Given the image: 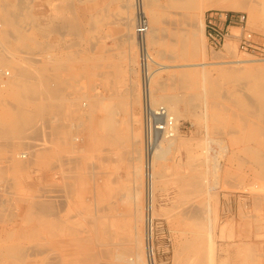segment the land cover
Here are the masks:
<instances>
[{
	"label": "rangeland",
	"instance_id": "374dc122",
	"mask_svg": "<svg viewBox=\"0 0 264 264\" xmlns=\"http://www.w3.org/2000/svg\"><path fill=\"white\" fill-rule=\"evenodd\" d=\"M124 1L0 0V31L9 32L5 39L14 44L7 41L10 43L8 44L5 39L0 38V70H10L12 75L15 74L12 68L6 66V64L10 65L9 61H13L14 58H11L14 56L17 65L23 68L27 65L28 68L25 69L28 71L30 69L29 72L45 67L48 60L44 59L56 56L65 62V71L67 68L68 74L62 76L65 80L69 78L70 80L67 81L73 85L72 88L68 86L69 89H66L69 93L65 91L68 99L77 101L73 104L78 107L68 114V117L71 116L70 122L66 124L67 127L65 126L66 134L71 137L73 146H66L67 148L62 150L59 143L54 142L56 141L54 138H58L57 132L52 134L55 127L51 133L52 126L47 125L49 123L47 113L35 111L42 97L31 96L32 100H30L28 98H31V94H25V99L22 94L20 95V88H27L24 85L27 81L22 80L17 89L16 87L2 89L0 86V132L6 129L11 133V137L9 131H5L8 134L0 133V139L2 138L0 140L2 166H0V264H93L87 257L88 254L91 256L96 251L98 254L104 252L107 255L105 251L109 252L108 250L118 254V248L127 249L133 245L135 235H139L141 245L145 244L144 216L147 212L139 50L134 44L137 55L135 62L132 63L129 60V53L133 45L126 40L128 30L124 27L127 19H134L131 34L135 37L136 10L131 8V5L133 2L132 7H135L136 0ZM255 1L260 12V21L257 25L251 23L248 12H236L246 13L249 18V29L264 39V8L262 9L264 0ZM155 2L158 6L156 10L161 18V26L155 43L149 44L151 56L156 63L154 67L156 76L153 80L154 103L161 106L164 94L181 98L178 105L183 117L180 119V134L186 141L192 142V146L183 148L180 154L172 150L164 162L166 168L160 175H163L162 178L158 176L153 218L155 264H192L199 261L202 264H264V169L261 170V167L256 165L255 158L248 157L243 152L235 155V152L238 153L235 128L241 127V124L236 122L235 113L242 112L235 107V100L240 99L238 95L241 93L246 95L250 93L238 87L243 80L235 78V73L222 75L220 71L223 68L229 70L230 65V69L235 68V63H227V61L253 59L258 62L260 58L242 54L239 50L236 56L228 54L227 44L238 46L235 39L228 40L221 51L212 50L205 35V17L211 10H207L202 15L192 7H172L167 4V0H155ZM66 4H72L73 8L71 5L70 10ZM17 8L18 14L23 16H17L18 14L15 13ZM13 12L18 17L15 20L18 22L16 27L18 32L31 37L27 42L28 49L25 46L19 47L17 55L13 39L16 33ZM32 19L35 24L32 23ZM69 19L73 20V23ZM64 22L66 27L72 23V29L76 26L78 28L71 29L72 31L68 29L69 27L66 29L63 27ZM49 23L57 27L53 33L46 34L45 29ZM53 27L52 30L55 29ZM237 34L238 32L235 31L234 35ZM192 39L196 41L191 44ZM133 43H136V40ZM47 44L54 49L49 50ZM8 51L12 52L11 57L7 54ZM33 52L35 54L31 55ZM6 54L9 57L5 56ZM32 56L34 57L32 61L31 58L28 60ZM223 56L227 57L224 59L226 63L222 59H215ZM24 58L32 65L34 62L37 66V61L42 65L39 64L40 66L35 68L27 60L26 63ZM3 60H6L5 64ZM66 62L71 65H66ZM159 67L166 68L160 70ZM248 73L259 76V80L264 81V64L255 63ZM1 80L0 77V85L3 82ZM209 81H212L214 86H210ZM131 82L136 84L139 94L140 103L136 104L135 112L141 122L131 123L129 128L132 131L136 129L135 133L139 135L138 141L142 142L137 148L139 154L131 153L128 144L123 141L122 144L114 143L115 145L113 142L109 145L111 141H103L94 123L100 121L103 114L86 112L85 108H80L86 103L90 105L88 102L91 100L90 97L96 96L98 92L107 98L113 94L119 95L124 104L126 89L128 90ZM157 83L165 87L162 92L158 89ZM69 94L72 96L70 97ZM8 101L17 108L16 106L12 108ZM110 102L111 100L108 103ZM191 106L196 109H192ZM14 108L16 110H13ZM42 113L47 117H41ZM40 119L42 121L40 123L44 122L46 126L44 123H37ZM118 119L119 130L122 131L120 134L123 133L124 136L128 132V126L122 122L131 120V117L125 113L122 116L121 112ZM254 120V126L255 124L262 126L256 119L252 122ZM92 122L95 126L91 125ZM33 125L36 129L40 126L43 128L42 131L40 128L37 133V130H33ZM19 126L24 130L29 129L31 134L28 136L30 132L24 131ZM252 128L253 125L250 131ZM22 132H26L24 134L27 135L24 136V140L20 137ZM42 134L45 138H42ZM16 136H18L17 140L13 139ZM50 136L52 141L47 142ZM263 136H260L255 144L263 141ZM261 152L264 155V149H261ZM24 153H30L27 159L31 160L29 163L19 158ZM62 158L74 162L72 166L70 164L64 166V169L71 167L70 169L74 171H72L74 179H66L73 188L67 194L63 188L65 183L62 182L63 174L61 176ZM135 158L140 160L134 161ZM238 158L244 159V164L245 160L247 163L240 166ZM19 159L25 163L22 165L24 170H20L17 165L18 162L22 163ZM3 167L6 168L5 171ZM138 169L141 175H137ZM159 169L157 165V172ZM191 175L200 179L203 184L201 189L192 190V186L188 185L189 181L186 179ZM261 191L263 192L258 195ZM33 201L41 203L49 201L54 207V212L52 211L51 216L39 217L41 220L38 216L29 219L26 210ZM138 210L139 219L136 221L134 215ZM68 216L70 220L73 218L72 223L66 222L65 225L63 223L69 219ZM94 216L98 217L94 219ZM53 221L55 227L57 223L59 224V230L55 227H53L55 230H50L48 224ZM66 226H71V229ZM60 227L62 230L64 228V231L61 232ZM70 230L74 233L71 234ZM104 232L107 234L104 235ZM105 257L100 258L101 264L108 263L109 258Z\"/></svg>",
	"mask_w": 264,
	"mask_h": 264
},
{
	"label": "bare ground",
	"instance_id": "6f19581e",
	"mask_svg": "<svg viewBox=\"0 0 264 264\" xmlns=\"http://www.w3.org/2000/svg\"><path fill=\"white\" fill-rule=\"evenodd\" d=\"M6 1V0H5ZM24 1V0H23ZM29 1V0H28ZM126 1V0H125ZM124 1V2H125ZM132 1V0H131ZM135 1V0H134ZM158 1V0H157ZM68 2V1H67ZM128 2V1H127ZM22 3V2H21ZM26 3V2H25ZM170 4L172 7L173 6H176V7H192V8H195L196 10H198L202 15L207 11V10H218V11H223V12H236V11H246L249 13L250 15V21L251 23H253L254 25H257L260 21V12L258 10V7H257V2L255 0H167V4ZM135 4V7L133 5V2H132V5H131V8H134L136 10V20H135V23H136V26H135V29L137 27V23H138V17H139V11H141L142 13L145 14L146 18L148 19V22H149V25H150V29H149V32L148 34L146 35L145 37V41H146V44L149 48V44H153L155 43L156 41V38H157V35L159 34V29H160V26H161V18L159 16V13H157V10H156V7H158L155 2V0H136V2L134 3ZM168 4V5H169ZM32 5H33V2H32ZM72 4H66V6L70 7ZM130 6V4H129ZM128 6V8L130 9V7ZM263 6V5H262ZM29 7V6H28ZM33 7V6H32ZM56 7V6H55ZM63 7V6H62ZM67 7V8H68ZM73 8V5L71 6ZM71 7H70V10H71ZM127 7V5H126ZM22 8V7H21ZM25 8V6H24ZM30 8V7H29ZM59 8V7H58ZM66 8V7H65ZM264 7H262L263 9ZM26 9V8H25ZM7 10V9H6ZM20 10V9H19ZM68 11H70L69 9H67ZM63 11V10H62ZM264 11V9H263ZM67 12V11H66ZM18 14V8H17V11L15 12ZM20 13V12H19ZM61 13V12H60ZM14 14V12H13ZM12 13L10 14V16L13 15ZM67 15V13H66ZM18 17L19 16H23L21 14H18L17 15ZM16 17V14H14L12 16L13 20H17ZM64 18V17H63ZM31 19V17H30ZM34 19V18H33ZM32 19V20H33ZM72 19V18H71ZM126 19V18H125ZM19 20V19H18ZM31 20V21H32ZM36 20V19H35ZM53 20V19H52ZM150 20V21H149ZM56 21V20H55ZM69 21H73V20H70ZM133 21L134 19L132 18H129L127 19V21L125 22L124 24V27L128 30V33L126 35V40L130 42V44L132 43V48H131V51L129 53V60L134 63L136 58L135 56L137 55V52H136V47L134 46L137 45L138 47V39H137V36H136V30H135V37L133 34H131V29L133 27ZM10 22V20H9ZM67 22V21H66ZM32 23H34V20L32 21ZM68 23V22H67ZM73 23V22H72ZM72 23H70V25H68L67 27H69L68 29H72ZM17 24L18 22H14V29H16L17 27ZM35 24V23H34ZM33 24V27H35V25ZM54 24V22H53ZM64 26L63 27H66L65 26V22L63 23ZM2 25V24H1ZM31 25V24H29ZM55 25V24H54ZM52 25V23H49L47 24V27L45 29V33L48 34V33H53V31L56 30V27ZM75 25V24H74ZM38 27V25H36ZM54 26V27H53ZM76 26V25H75ZM74 26V28H75ZM21 27V26H20ZM52 27L54 30H52ZM66 27V29H67ZM76 28H78L76 26ZM75 28V29H76ZM25 29V28H24ZM35 29V28H34ZM40 29V28H39ZM44 29V28H43ZM51 29V31L49 32V30ZM75 29H72V30H75ZM30 30V29H29ZM42 30V29H41ZM71 30V31H72ZM203 33V31H202ZM10 33L5 31V32H2L0 31V38L2 39H5L8 37ZM56 34V33H55ZM45 35V34H44ZM14 42H15V50H16V55L17 53H19V49L22 47V46H25L27 47L28 49V46H27V42L31 40V37L30 35H26L24 33H19L18 30L16 29V33H15V36H14ZM38 39V38H37ZM159 39V38H158ZM136 40V43H133L135 42ZM195 40V39H194ZM193 39L191 40V44L192 42L194 41ZM6 43L10 42L8 40H6ZM8 41V42H7ZM196 41V40H195ZM33 42V40H32ZM38 42V41H37ZM128 42V43H129ZM1 43V42H0ZM11 43V42H10ZM8 43V44H10ZM12 45H14L13 43H11ZM30 44V43H29ZM36 44V43H35ZM157 44V43H156ZM195 44V43H194ZM197 44V43H196ZM4 44H2L3 46ZM33 45V44H32ZM37 46V45H36ZM47 48L49 50H51L53 48V46L47 44ZM130 46V45H129ZM4 47V46H3ZM2 47V48H3ZM20 47V48H19ZM1 48V47H0ZM19 48V49H18ZM39 48V47H38ZM130 48V47H129ZM5 49V47L3 48ZM54 49V48H53ZM129 50V49H128ZM226 50H227V53L232 55V56H236L237 52H238V48H237V45H234V44H227L226 46ZM31 52V50H29ZM2 52L6 53V51L2 50ZM10 55V51H8ZM23 52V51H22ZM21 53V51H20ZM24 53V52H23ZM22 53V54H23ZM26 53V52H25ZM220 53V52H219ZM5 55L7 57H9L8 55ZM31 54V53H30ZM35 53L33 52L31 55H34ZM37 54V53H36ZM27 55V53H26ZM25 55V56H26ZM29 55V54H28ZM30 55V56H31ZM49 56V54H47ZM216 55V54H215ZM22 56V55H21ZM220 56V54H219ZM11 57V55H10ZM27 57V56H26ZM39 57V56H38ZM213 57V56H212ZM4 58V57H3ZM14 58V59H13ZM23 58V56H22ZM31 58V61H32V58H34L33 56L32 57H29L28 60H30ZM36 58V57H35ZM2 59V58H1ZM9 59V58H8ZM11 59H13V61H9V64H6L7 67H10V69L12 68V70L14 71L15 74L12 75L11 71L10 70H6V71H3L2 69L0 70L1 73H3V76H7V74H9V77L7 80L3 81V85H4V88L5 87H19V83L23 80V82L27 81V83H24V85L27 87V88H20V95L22 94V97H24L25 94H31L30 97H36V96H41L42 100L40 101L41 103L37 104L36 107H35V111H43V112H46L47 115H48V119L49 120V123L48 124H51L52 128L50 130H52L54 127L53 130H55L53 132V130L51 131L52 134H55L58 135V138H54V141L55 143H59L60 145V148L63 150V148H67L66 146H73V143H72V139L71 137L69 136V134L67 133L66 134V124L70 122L69 118L71 117L69 115L68 117V114L75 108L78 109V107H76L73 102L74 101H70L68 99V96L66 94V92H68L66 89H69L68 86H70V88H72L71 86V83H69L70 81H67V80H70L69 78L68 79H64V77L62 76V74H68L67 72V68H66V71H65V62H62L61 59H58L56 56H50L49 58L47 59H44V60H48V62L46 63V66L45 67H39V69L37 68L38 66L42 65V63H39L38 64V61L36 62L37 63V66L34 65V62H33V65L30 63V61H28L27 59V62H29L33 67L37 68V70L33 69L31 70L32 72H29L27 69L25 68H28L27 65L24 66L25 68L21 67V66H18L17 63L15 62L16 60V57H12ZM38 59V58H36ZM215 59H222L224 62L226 60L224 59H227V57L223 56V57H219V58H215ZM25 60V58H24ZM25 60V62H26ZM35 61V59H33ZM40 60V59H39ZM4 61V60H3ZM6 61V60H5ZM5 61H4V64H5ZM41 61V60H40ZM39 61V62H40ZM20 62V61H19ZM26 62V63H27ZM3 63V62H2ZM28 63V64H29ZM75 63V62H74ZM77 63V62H76ZM226 63V62H225ZM227 63H235V68L234 69H230L231 65L229 66V70L228 69H220L222 75H228L229 73H235V78H238V79H241L243 80L242 82H240V85L238 86L239 88L244 89L246 91H248L250 94L249 95H246V94H239V100H235V107L239 110H241L242 112L239 113V112H236L235 113V118H236V122H239L241 124V127L240 129L238 128H235V138H237V141L238 143L236 144L237 148H238V153L235 152V155L236 154H239L240 153H244L246 156L248 157H251V158H255V163L257 166L261 167V170L262 168L264 169V155L263 153L261 152V149H264V140L263 141H260L258 144H255V141H259V137L260 136H263L264 135V81L262 80H259L260 77L259 76H254V75H251L248 73V71L251 69V66L254 65L255 63L257 64H264V60H258V62L256 60H253V59H248V60H237V61H227ZM67 64H70L68 62H66V65ZM95 64V63H94ZM98 64V63H97ZM215 64V63H214ZM219 64V63H218ZM24 65V64H22ZM71 65V64H70ZM76 65V64H74ZM158 65V64H157ZM207 65V64H206ZM69 66V65H68ZM204 66V65H203ZM218 66V65H216ZM224 67V65H222ZM227 66V65H226ZM67 67V66H66ZM105 67V66H104ZM219 67V66H218ZM42 68V69H41ZM161 68V67H159ZM166 68V67H164ZM164 68H161L160 70H164ZM228 68V66H227ZM245 68V69H244ZM69 69V68H68ZM166 70V69H165ZM230 70H233V71H230ZM65 71V73H64ZM70 71V70H68ZM133 71V70H132ZM70 73V72H69ZM66 74V75H67ZM107 74V73H106ZM72 75V74H71ZM134 76V75H133ZM155 72H154V77H155ZM154 77H153V80H154ZM230 77V76H229ZM210 78V77H208ZM20 79V80H19ZM182 79V78H181ZM231 79V78H230ZM73 80V79H72ZM2 81V80H1ZM181 81V80H180ZM183 81V80H182ZM215 81V79H214ZM184 82V81H183ZM215 84L217 83L216 81L214 82ZM214 83L211 81L208 82V84L210 86H214ZM70 84V85H69ZM163 84V83H162ZM136 84L134 82H131L130 83V86L128 88V90L126 89L127 91V94H126V99L124 98L123 100H126V102H124V104L121 102V99L122 97H120L119 95L118 96H115L113 94V96L107 98L104 94L102 93H97L96 96H92L89 98L90 101H88V99L86 101H88L90 103V105H88L87 103L86 104H82L83 106H81L80 108L83 109L85 108V110H87L86 112L90 111L91 113L94 112V113H97L99 112L103 114V118L100 120V121H95L94 123L96 124V126L98 127V133H99V136H101V139H103V141H111L109 143V145L113 142V144H119L121 143L122 144V141L123 143L125 144H128V147L130 150L131 153H136V154H139V149L138 146H139V143H142L141 141L139 142V135L136 134V129H133V131L129 128L131 127V123H140L141 121H139L137 115H136V112H135V107H136V104H139L140 103V100H139V94L137 93V89H136ZM182 85V84H181ZM184 85V84H183ZM1 86V85H0ZM21 86V85H20ZM28 86H31V88H29ZM77 86V85H76ZM159 86V87H158ZM96 87V86H95ZM139 87V86H138ZM157 87L159 90H163V87L161 86V84L157 83ZM162 87V88H161ZM183 87V86H182ZM161 88V89H160ZM165 88V87H164ZM186 88V87H185ZM3 89V88H2ZM221 89V88H220ZM152 90H153V83H152ZM66 91V92H65ZM184 91V90H183ZM69 93V92H68ZM105 93V92H104ZM40 94V95H39ZM107 94V93H106ZM70 95V94H69ZM111 95V94H110ZM72 95H70L71 97ZM32 97L31 98H28L30 100H32ZM25 99V97H24ZM36 99V98H34ZM153 99H154V94H153ZM181 98H178V97H175V96H169V95H163L162 96V105L165 106L169 112L175 117V119L177 120L179 126H180V119H182V114L178 108V105L180 103V100ZM201 99V98H200ZM29 100V101H30ZM111 100L110 103H108L109 101ZM113 100V102H112ZM116 100V102H115ZM83 101V100H82ZM108 101V102H107ZM190 101V100H189ZM188 101V102H189ZM199 101V100H198ZM77 101H75L74 103H76ZM2 103V102H1ZM8 103H10L8 101ZM191 103V102H190ZM189 103V105H191ZM160 104V103H158ZM193 104V102H192ZM14 104H11L10 103V106L15 107L13 106ZM157 105V103H156ZM199 105V104H198ZM75 106V107H74ZM80 106V105H79ZM140 107V106H139ZM192 109H194L195 107L191 106ZM17 108V106H16ZM16 108H14L13 110H16ZM198 108V107H197ZM19 109V108H18ZM196 109V108H195ZM23 109L21 108V111ZM191 110V109H190ZM222 110V109H221ZM19 111V110H17ZM20 111V112H21ZM78 111V110H76ZM75 111V112H76ZM84 111V110H83ZM137 111V110H136ZM23 112V111H22ZM32 112V111H31ZM74 112V113H75ZM89 112V113H90ZM122 112V116L123 114L125 113V115H130L131 117V120L129 121H125L122 122L123 124L125 123L127 126H128V129H127V134H125L124 136L122 134H120L122 131L119 130V115L121 114ZM131 112V113H130ZM191 112H194V111H191ZM30 113V112H29ZM77 113V112H76ZM75 113V114H76ZM20 114V113H17V115ZM71 114V113H70ZM47 115H44L42 113V116L41 117H47ZM74 117V115H72ZM78 116V115H77ZM192 116V115H191ZM79 117V116H78ZM89 117H90V114H89ZM141 117V116H140ZM20 118V117H19ZM56 118L58 120H56ZM91 118V117H90ZM21 119L23 120V118L21 117ZM25 119V118H24ZM41 119H44V118H41ZM40 119L39 122L37 123H40L42 122ZM75 119V118H74ZM253 119H256L258 124H262V126H254V122L255 120L252 122ZM141 120V118H140ZM25 121V120H23ZM45 121V120H43ZM93 121V120H91ZM122 121V120H121ZM72 122V121H71ZM44 123V122H43ZM43 123H40V124H43ZM74 123V122H73ZM92 122L89 123L93 126L94 124ZM23 124V123H22ZM71 124V123H70ZM94 124V126H95ZM121 124V123H120ZM253 125V128L251 129L250 131V128H251V125ZM36 125V124H35ZM35 125H33V127L35 128ZM39 125V124H38ZM37 125V126H38ZM23 126V125H22ZM44 126L45 123H44ZM43 126V127H44ZM58 126V127H56ZM66 126V127H65ZM21 127V126H19ZM18 127V128H19ZM32 127V128H33ZM91 127V126H90ZM137 127V126H135ZM8 128V127H7ZM23 127H21L22 129ZM30 128V129H32ZM33 130H37L36 132L38 133V129H40L41 127L38 126V129H34ZM46 128V127H45ZM44 128V129H45ZM48 128V127H47ZM46 128V129H47ZM50 128V127H49ZM92 128V127H91ZM134 128V127H133ZM43 128H41V131H42ZM70 129V128H69ZM24 130V128H23ZM28 130V131H27ZM27 130H24V131H27V132H30L29 129ZM32 130V131H33ZM49 130V131H50ZM138 130V129H137ZM7 131L6 129L3 131H1L0 133L2 132H5ZM9 131V130H8ZM7 131V132H8ZM246 133H245V132ZM21 132V130L19 131ZM34 132V131H33ZM71 132V131H70ZM125 132V131H124ZM6 133V132H5ZM4 133V134H5ZM10 133V131L8 132ZM6 133V134H8ZM26 132H22L21 134V138H23V140L25 139L24 136L26 134H24ZM41 133V132H40ZM44 133V132H43ZM50 133V134H51ZM62 133V134H61ZM141 133V132H140ZM228 133V132H227ZM31 134V132L28 134V136ZM60 134V135H59ZM72 134V133H71ZM33 135V134H32ZM44 134H42L43 136ZM122 135V136H121ZM141 135V134H140ZM4 136V135H3ZM2 136V137H3ZM7 138L9 137L8 135H5ZM23 136V137H22ZM38 136V135H37ZM72 136V135H71ZM1 137V135H0ZM5 137V138H6ZM10 137H11V133H10ZM18 136H16L15 140H17ZM27 137V135H26ZM39 137V136H38ZM264 137V136H263ZM262 137V138H263ZM31 137H29V140H30ZM35 138V136H34ZM42 138H45V136H43ZM52 138H53V135H52ZM2 139V138H1ZM0 139V140H1ZM10 139V138H9ZM33 139V138H32ZM50 140L47 141V142H50L52 141L51 139V136L49 138ZM77 139V138H76ZM100 139V138H99ZM100 139V140H101ZM142 139V138H141ZM19 140H22V139H19ZM18 140V141H19ZM27 140V139H26ZM262 140V139H260ZM12 141V140H10ZM263 142V143H262ZM54 143V144H55ZM54 144H51V146H53ZM106 144V143H104ZM112 144V145H113ZM114 144V145H115ZM58 145V144H57ZM64 147H63V146ZM2 147H5L4 145H1ZM47 146V145H46ZM50 146V147H51ZM144 146V142H143V145ZM192 146V142L191 141H186L180 134V130L177 131L176 135L173 137V138H170V139H165L162 144L159 146V148L157 149L156 153L154 154L153 156V161H152V166H153V184H152V190H151V193H150V197H148V194H147V191H146V209H150V216H147V213H146V216L145 217V244L144 245H141V242H140V237L139 235H135L134 236V240H133V245L127 249H119L118 248V254H115V253H112L111 250H108L109 252L105 251L106 253H108L107 255H105L104 252H101V253H97L96 251H94L91 256L88 254L87 257H89L91 259V261L93 262V264H101L100 262V258H106L105 256H107V259L109 258V261L107 264H155V260H154V248H153V218H154V215H155V190L157 189L156 186L157 184L159 183L158 182V176H160L162 174V171L164 170L165 171V160H166V157L169 153H171L172 150L176 151L177 154H180L182 153V149L183 148H190ZM263 147V148H262ZM47 148V147H46ZM49 149V147H48ZM126 149V150H127ZM44 150V149H43ZM48 151V150H47ZM128 152V153H130ZM22 153V152H21ZM20 153V154H21ZM31 153V152H30ZM29 153V155H30ZM43 153V152H42ZM53 153V152H52ZM175 153V154H176ZM25 154V153H24ZM34 154V153H33ZM49 154V153H48ZM73 154V152H72ZM109 154V153H108ZM19 155V153H18ZM31 156L34 157V155L31 154ZM120 156V155H119ZM176 156V155H175ZM29 157V156H28ZM23 157V154L19 157V158H22L23 161L24 160H27L28 159ZM68 157V156H67ZM70 157V156H69ZM107 157V156H106ZM35 158V157H34ZM65 158V156H64ZM69 159V158H68ZM20 160V159H19ZM36 160V159H35ZM34 160V162H35ZM61 160V159H60ZM117 160V159H115ZM121 160V159H120ZM140 158H135L134 161H139ZM21 161V160H20ZM28 161V160H27ZM31 161V160H30ZM28 161V163L30 162ZM33 161V160H32ZM58 161V160H57ZM68 161V162H67ZM65 161L63 158L62 160L60 161L61 163V166H62V173H61V176L63 174V177L64 178L62 180V182H65L64 183V189L67 191L66 194L70 191H72V184L68 183L67 180H71L72 178V174H74L73 170L70 169L71 167H68L70 170L67 169H64V166H68L69 164L73 165V163H71V160H67ZM122 161V160H121ZM120 161V162H121ZM144 161H145V156H144ZM22 162V161H21ZM19 164L18 167L21 168L20 170H24L23 166L22 165H25V163H20L18 162ZM105 163V162H103ZM238 163L240 166H244L247 162L245 160V164H244V159L242 158H238ZM121 164V163H120ZM28 165V164H26ZM30 165V164H29ZM71 165V166H72ZM112 165V164H111ZM159 166V171L157 172L156 170V166ZM1 166V165H0ZM2 167V166H1ZM26 167V166H25ZM145 167V165H144ZM5 167H3L2 169L5 171L4 169ZM23 168V169H22ZM28 168V167H27ZM105 168V167H104ZM139 168V167H138ZM141 169V168H140ZM140 169H138L139 174L137 175H141L140 173ZM145 169V168H144ZM73 171V172H72ZM163 171V172H164ZM196 175V174H195ZM163 176V175H162ZM162 176H160L162 178ZM262 176V175H261ZM263 177V176H262ZM144 178H145V170H144ZM67 179V180H66ZM74 179V178H72ZM164 179V177H163ZM162 179V180H163ZM160 180V183H161V179ZM187 181H189V184L188 185H191L192 186V190L195 188L198 189H201L200 187L203 186V184H201V182L199 181L200 179H198L197 176H194V175H191L188 179H186ZM186 181V182H187ZM163 182V181H162ZM185 182V183H186ZM164 183V182H163ZM184 183V184H185ZM229 183V181H228ZM63 184V183H62ZM145 184V183H144ZM187 184V183H186ZM232 185V184H231ZM146 186V185H144ZM186 186V185H185ZM184 186V187H185ZM191 186H189L191 188ZM75 189V188H74ZM119 189V188H118ZM232 189V188H231ZM115 190V189H114ZM117 190V189H116ZM264 190V189H263ZM119 191V190H118ZM186 191V190H184ZM189 191V190H188ZM187 191V192H188ZM257 191V190H256ZM260 191V190H259ZM117 192V191H116ZM249 192V191H248ZM252 192V191H251ZM263 191L261 192H258V195H260V193H262ZM119 193V192H118ZM264 193V192H263ZM257 194V192H256ZM70 195V194H69ZM137 196V195H136ZM134 196V197H136ZM66 197V196H65ZM64 197V198H65ZM260 197V196H259ZM42 198V197H41ZM63 198V197H62ZM67 198V197H66ZM115 198V197H114ZM57 199V198H56ZM20 200V199H18ZM23 200V199H22ZM39 200V199H38ZM44 200V199H42ZM49 200V198L47 199ZM67 200V199H66ZM135 200V198H134ZM13 201V200H12ZM54 201V200H53ZM61 201V200H60ZM59 201V202H60ZM15 202V201H14ZM21 202V201H20ZM19 202V203H20ZM4 203V202H3ZM17 203V202H16ZM28 203V202H27ZM65 203V202H63ZM7 205V204H6ZM13 205V204H12ZM61 205V204H60ZM110 206V205H109ZM13 207H15L13 205ZM12 207V208H13ZM18 207V205H17ZM9 208V207H8ZM111 208V206H110ZM139 208V207H138ZM137 208V209H138ZM54 207L53 205L47 201H43L42 203L41 202H34L33 203H29V206H28V209L26 210L27 212V215L26 216H29V219L30 218H36L38 216V219L39 217H44V215H48V216H51V213H53ZM177 209V208H176ZM6 211V210H5ZM53 211V212H52ZM14 212V211H12ZM134 212V211H133ZM138 213H135L134 215V219L137 221L139 219V210L137 211ZM147 212V211H146ZM193 212V211H192ZM5 213V212H4ZM7 213V211H6ZM6 213H5V216H6ZM196 214V212H194ZM200 213V212H198ZM16 214V213H15ZM8 215V214H7ZM14 215V214H13ZM10 216V215H9ZM47 216V218H48ZM71 216V215H70ZM81 216V215H80ZM104 216V215H103ZM102 216V217H103ZM2 217V215H1ZM12 217V216H11ZM14 217V216H13ZM59 217V216H58ZM95 217H98V216H94V219H96ZM106 217V216H105ZM108 217V216H107ZM3 218L4 217V214H3ZM7 218V217H6ZM27 218V217H26ZM45 218V217H44ZM69 218V216H68ZM75 218V217H74ZM194 218V217H193ZM53 219V218H52ZM55 219V218H54ZM73 219V218H72ZM72 219L70 220L67 219V221H64L63 224H65L66 222H71ZM92 219V217H91ZM102 219V218H101ZM41 220V219H39ZM38 220V221H39ZM59 220V219H58ZM66 220V219H65ZM70 220V221H68ZM93 220V219H92ZM25 221V220H24ZM29 221V220H28ZM61 221V220H60ZM96 221V220H95ZM50 222V221H49ZM52 222V221H51ZM57 222V221H56ZM63 222V220L61 221ZM72 223V222H71ZM70 223V225H71ZM94 223V222H93ZM83 224V223H82ZM96 224V222H95ZM135 224V223H134ZM49 226L48 227H51V231L52 229L55 230V229H58L59 230V224L57 223V227H55L54 225V221L53 223H50L48 224ZM66 225V224H65ZM68 225V224H67ZM91 225V224H90ZM55 227V229L53 228ZM70 228L71 229V226H66V228ZM107 228V227H105ZM135 228V227H134ZM46 229V228H45ZM49 229V228H48ZM203 229V228H202ZM77 230V229H76ZM107 230V229H106ZM60 231H64V228L62 230V227H60ZM68 231V229L66 230ZM135 231V229H134ZM138 231V229H137ZM139 232V231H138ZM70 233H72V231L70 230ZM102 233V232H101ZM109 233V232H108ZM107 234L104 232V235ZM108 238V237H107ZM84 239V238H83ZM62 240V239H61ZM89 241V240H88ZM131 241V240H130ZM132 242V241H131ZM71 243V242H70ZM128 243V242H127ZM61 244V243H60ZM132 244V243H131ZM117 245V244H116ZM129 245V244H128ZM81 246V245H80ZM73 250V249H72ZM50 251V250H49ZM72 252V251H71ZM70 255V253H69ZM86 256V255H85ZM66 257V256H65ZM205 257V256H204ZM18 258V257H17ZM22 258V257H21ZM62 258V257H61ZM64 258V257H63ZM85 257H82V259H84ZM194 258V257H193ZM25 259V258H24ZM23 259V260H24ZM17 260V259H16ZM61 260V259H60ZM79 260H81L79 258ZM197 260V258H196ZM195 260V261H196ZM83 261V260H82ZM100 261V262H99ZM22 262V261H21ZM191 262V261H190ZM103 264V263H102ZM192 264H202L200 261L198 263H192ZM211 264V263H210Z\"/></svg>",
	"mask_w": 264,
	"mask_h": 264
},
{
	"label": "built area",
	"instance_id": "2783aa9c",
	"mask_svg": "<svg viewBox=\"0 0 264 264\" xmlns=\"http://www.w3.org/2000/svg\"><path fill=\"white\" fill-rule=\"evenodd\" d=\"M149 29L148 19L144 13L139 11L136 36L141 74L145 185L148 197H150L153 184L152 161L154 154L165 139L173 138L179 130L181 132V126L169 110L165 106H157L154 103L152 83L156 63L145 41ZM235 31L238 32L237 35H234ZM205 35L210 48L214 51L223 50L228 40L235 39L238 44L237 48L242 54L264 60V39L249 29V18L244 12L218 10L208 12L205 17ZM0 77L2 81H5L9 74L3 76V73L0 72ZM1 87L4 88L3 82H1ZM28 155L27 153L23 154L24 159ZM146 211L147 216H150V209H146Z\"/></svg>",
	"mask_w": 264,
	"mask_h": 264
}]
</instances>
